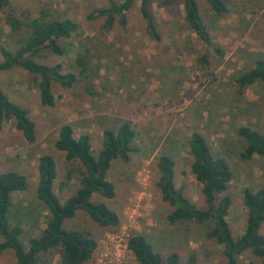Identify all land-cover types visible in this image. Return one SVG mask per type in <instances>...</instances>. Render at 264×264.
<instances>
[{"label": "rangeland", "instance_id": "rangeland-1", "mask_svg": "<svg viewBox=\"0 0 264 264\" xmlns=\"http://www.w3.org/2000/svg\"><path fill=\"white\" fill-rule=\"evenodd\" d=\"M122 1L11 0L0 15V47L11 49L18 46V37L12 35L6 20L10 12L22 20L40 13L72 20L79 32L62 42L66 53L56 56L45 52L40 62L60 64L64 74L78 75L76 58L87 52L91 64L87 80L74 87L65 89L53 84L52 108L41 104L37 81L31 74L20 69L0 72L3 92L29 111L36 126L37 140L32 144L23 139L12 121L4 125L0 137V172L16 171L27 178L26 190L13 197L16 206L34 215L27 218L22 239L27 243L45 227L41 217L47 212L36 197L40 156L49 154L56 162L53 189L61 202L78 188L75 166L54 148L59 128L70 124L75 137L89 134L93 155L97 156L104 130H115L121 122L128 121L136 133L135 151L128 162H112L108 178L115 186V197L92 198L118 214L119 227L104 229L82 210L63 225L66 230L88 231L96 240L97 249L87 264L112 263L115 249L110 239L116 234H142L163 258L177 253L180 264H189L191 258L193 264H226L223 247L207 236L210 223L168 222L172 208L161 200L156 164L161 155L170 156L175 162V186H182L188 199L204 207L200 185L190 173L188 152L190 136L194 132L202 134L214 156L224 159L232 171L233 179L226 191L232 201L227 220L234 238L242 233L247 218L242 193L245 189H264V157L242 159L244 144L236 131L248 125L264 134V84L240 88L236 78L254 60L264 58V0H222L227 11L220 16L205 0H197L220 55L187 29L183 0H149L159 42L149 37L140 0L126 13L124 26L118 17L110 28L104 27V18L87 19L95 10ZM202 56L207 58V66L198 62ZM71 168L75 172L61 186ZM261 231L264 233V225ZM123 256L124 264H138L128 250L123 251ZM241 260L264 264V259L248 254ZM0 264H16L13 252H4ZM38 264H61L58 250L39 255Z\"/></svg>", "mask_w": 264, "mask_h": 264}, {"label": "trees", "instance_id": "trees-1", "mask_svg": "<svg viewBox=\"0 0 264 264\" xmlns=\"http://www.w3.org/2000/svg\"><path fill=\"white\" fill-rule=\"evenodd\" d=\"M136 0H123L121 3H110L107 8L95 10L87 19L104 18V27L110 28L116 17L124 26L126 13L134 6ZM211 11L220 16L227 7L222 0H205ZM11 0H0V15L9 8ZM140 13L146 23L149 37L160 41L155 21L149 10V0H140ZM184 23L205 47H212L216 54L221 51L213 46L211 34L205 25L197 0H183ZM6 20L12 35L17 36L15 49L0 47V72L20 69L33 76L37 81L40 102L43 106L54 107L55 97L53 84L69 89L79 81L87 80L90 67L89 55L79 54L76 58L78 75L63 73L60 64L53 66L40 62L44 53L56 56L66 53L64 40H69L79 32V26L70 19H57L40 13L35 18L22 20L12 12ZM202 66L208 65L205 56L198 58ZM91 82V81H89ZM236 82L240 88L250 87L257 83L264 84V58L252 62L249 68L238 73ZM91 85H89L90 88ZM87 87V91L91 90ZM92 94V93H90ZM12 121L27 143L37 140L36 126L29 116V111L11 101L0 86V137L4 125ZM237 137L243 142L244 149L240 154L244 160L254 156L264 157V134L251 126H240ZM136 133L132 124L123 121L115 129H106L102 134V148L97 156L93 155L90 135L85 133L74 136L70 124H63L58 131L54 148L64 153L65 160L75 166L78 188L64 202L54 192L57 179V165L54 158L45 154L37 160L38 183L36 197L41 207L47 212L42 215L45 227L37 236H32L25 243L22 239L25 227L33 213L23 212L16 206L13 197L27 188V178L16 171L0 172V256L11 251L16 264H38V257L55 249L58 250L61 264H87L93 258L97 242L85 230H66L63 225L72 219L78 210L84 211L89 218L104 229H116L120 225L118 214L103 202H95L93 196L99 195L111 200L115 197V186L109 180L108 173L112 162H128L135 151ZM188 152L191 157L190 173L200 185L204 207L200 208L184 194V188L176 187L175 162L168 155L157 159L159 178L157 187L161 200L167 203L172 211L167 217L170 224L178 222L210 223L212 228L208 237L223 247L226 264H253L241 260L248 254L264 259V189H245L242 193L247 218L244 230L233 237L227 220L231 207V198L226 194L233 179L232 171L224 159L214 156L206 138L194 132L188 141ZM75 170L71 168L66 175L65 185ZM41 216V215H40ZM28 218V219H27ZM127 250L138 264H180L177 253L171 252L165 258L161 256L142 234H132L127 239ZM194 260L189 259V264Z\"/></svg>", "mask_w": 264, "mask_h": 264}, {"label": "built area", "instance_id": "built-area-1", "mask_svg": "<svg viewBox=\"0 0 264 264\" xmlns=\"http://www.w3.org/2000/svg\"><path fill=\"white\" fill-rule=\"evenodd\" d=\"M129 237V236H128ZM128 237L121 234H116L111 237V245H114V259L111 264H124L123 263V251L127 250V239Z\"/></svg>", "mask_w": 264, "mask_h": 264}]
</instances>
